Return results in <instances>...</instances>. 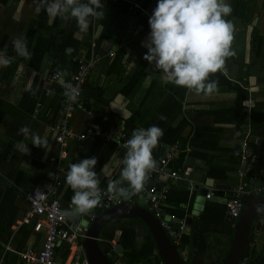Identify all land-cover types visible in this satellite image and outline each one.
Wrapping results in <instances>:
<instances>
[{
	"label": "crops",
	"instance_id": "crops-1",
	"mask_svg": "<svg viewBox=\"0 0 264 264\" xmlns=\"http://www.w3.org/2000/svg\"><path fill=\"white\" fill-rule=\"evenodd\" d=\"M38 3L0 0V52L13 61L8 67H0L1 264H25L15 251L41 246L43 232L33 229L35 217H25L29 191L50 184L54 193L49 197L59 200L66 215L77 214L78 222H89L90 228L94 220H89V215L103 211L94 207L82 214L73 211L74 205L68 207L74 195L66 183L69 165L95 157L93 170L100 190L110 191V183L120 179L124 149L98 136L68 139L66 156L59 157L61 146L52 130L63 113L64 88L60 85L45 95L42 75L66 71L68 74L62 77L65 83L77 69L75 58L88 59L91 55L99 59L89 71L81 91V106L72 110L68 126L76 133L91 124L104 130L123 129L129 138L136 128H161L163 135L152 150L153 158L162 153V145L177 144L173 167L181 171L190 166L192 180L188 185L183 180L166 179L161 183L146 179L148 186L167 185L161 210L186 223L175 244L164 232L185 264H222L238 222V218L230 222L224 199L235 195L240 181L254 192L243 196L244 205L249 199L264 197L257 191L264 182V0H227L232 12L224 18L234 25L230 46L233 55L225 58L223 71L209 74L205 83L217 82L211 94L165 82L154 63L143 58L147 52L143 44L150 33L148 19L157 0H101L104 15L99 19L89 17L86 32L79 30L71 16L52 18L43 9L37 13ZM16 37L26 40L28 58L15 52L12 41ZM69 47L74 49L70 55L65 52ZM247 98L249 102L245 103ZM246 110L248 118L244 116ZM245 123L250 130L248 148L253 162L245 178H240V127L245 131ZM22 126L46 138L47 148L36 147L30 137L18 134ZM24 145L29 150L26 154ZM121 187H127V182ZM207 192L212 193L208 199ZM122 199L123 206L114 211L116 217L99 229L100 250L113 264H165L149 225L157 231L156 223L146 214H152L147 196L139 192ZM201 213L205 217L200 221ZM256 221H260L257 227ZM86 239L80 241L87 254ZM117 244L123 249L120 253L114 250ZM6 245L13 250L5 251ZM133 248L134 259L129 256ZM67 254L64 246H59L57 264H69ZM241 261L264 264L263 208L250 226L248 242L236 264Z\"/></svg>",
	"mask_w": 264,
	"mask_h": 264
},
{
	"label": "clouds",
	"instance_id": "clouds-1",
	"mask_svg": "<svg viewBox=\"0 0 264 264\" xmlns=\"http://www.w3.org/2000/svg\"><path fill=\"white\" fill-rule=\"evenodd\" d=\"M103 8L101 0H87L86 3L81 0H39L35 11L39 13L43 9L52 18L71 16L79 30L86 32L89 17L102 18ZM231 12L227 0H157L148 19L150 33L143 44L147 48L143 58L150 64L154 63L165 82L197 92L213 93L217 82L205 83L209 74L221 69L225 58L233 55L230 46L234 25L224 18ZM12 44L17 55L30 56L25 39L16 37ZM73 51L71 47L65 49L68 55ZM12 62V58L0 52V67H8ZM67 74L64 71L57 75L63 77ZM63 87L67 99L75 102L78 91L71 83H63ZM18 134L30 137L36 147L48 146L46 138L27 126L20 127ZM162 135L163 130L155 125L132 131L131 138L127 140V151L120 162L123 165L120 179L109 185L116 198L130 199L143 190L148 174L156 168L152 150ZM23 150L25 154L29 151L26 145ZM96 163V158L92 157L69 165L66 183L74 191L71 204L77 213L87 214L100 203L99 179L93 170ZM124 182H127V187H121Z\"/></svg>",
	"mask_w": 264,
	"mask_h": 264
},
{
	"label": "built area",
	"instance_id": "built-area-1",
	"mask_svg": "<svg viewBox=\"0 0 264 264\" xmlns=\"http://www.w3.org/2000/svg\"><path fill=\"white\" fill-rule=\"evenodd\" d=\"M115 1V0H112ZM136 8H140L138 3L133 4ZM150 28V27H149ZM98 57L91 55L88 59L83 57H76L77 69L72 74L68 83H71L73 87L78 91V97L75 102H71L64 95V106L62 116L59 118L57 123L52 126L54 131L55 140L60 144L61 149L59 157L66 156L65 144L68 139L85 140L88 138L102 137L108 142H113L118 148H122L127 151V140L129 133L123 129L118 130H104L96 125H89L83 132L76 133L68 126V118L71 115L72 110L81 106V91L84 82L89 74V71L93 65L98 61ZM60 73L57 70L52 72H45L42 75L44 82V94L49 95L53 93L56 88L63 85L64 81ZM65 92V89H64ZM245 103L249 102V99L244 100ZM248 118V110L245 115ZM245 131H243L240 164L237 168V174L240 178H245L247 173L252 167L253 157L252 153L248 148V140L250 136V130L245 123ZM177 144H171L168 146L162 145V153L158 154L155 158L156 168L148 174L149 180L154 181H165L169 179L173 182L185 181L186 184L190 185L192 180L190 178L191 167L185 166L181 171H178L173 167L172 161L177 155L178 151ZM54 186L57 184L55 180L52 183ZM168 188L167 185L163 184L157 186L155 184L148 186L145 184L141 193L147 196L148 204L153 216L158 220L160 226L168 234L169 238L175 244L181 236L182 232L186 228L184 219H177L174 214L165 215L161 206L166 197ZM258 192L264 193V182L258 187ZM235 195L226 199L224 205L226 213L230 219L234 220L238 218L243 207L244 201L243 196L254 193L252 190H248L245 187V183L240 181L235 189ZM49 193H54L50 184H44L37 186L32 191L27 193V200L29 208L26 211V219L35 217L33 221V229L35 231L43 232V240L39 249L34 250L28 248L23 251H15L19 259L25 264H57L56 250L59 246L63 245L64 249L67 250V256L70 255L69 264H90L85 248L81 239L88 237L89 222L75 221L67 218L66 210L63 209L58 199L49 197ZM211 192L205 194V198H210ZM122 197L116 198L114 194L107 189L101 190V200L96 206L97 210L104 211L111 208L114 205L122 203ZM68 207L71 208L72 204L69 203ZM96 217L95 213L89 215V220H94ZM235 223H232L234 226ZM13 250L10 245H6L5 251ZM3 260V256H0V264ZM238 264H244L239 262Z\"/></svg>",
	"mask_w": 264,
	"mask_h": 264
},
{
	"label": "water",
	"instance_id": "water-1",
	"mask_svg": "<svg viewBox=\"0 0 264 264\" xmlns=\"http://www.w3.org/2000/svg\"><path fill=\"white\" fill-rule=\"evenodd\" d=\"M226 199H224V202ZM123 203L114 206L113 208H109L108 210L103 211L99 215H97L92 222L89 231L88 238L85 240V245L87 249V256L90 264H113L109 261L105 255L102 253L98 246L97 235L101 226L109 221L112 217H116L114 211L119 207H122ZM264 209V197H256L249 199L245 202V205L238 217V222L235 225L234 237L231 241V248L223 260L222 264H236L238 259L242 256L244 247L248 242V235L250 232V226L254 221V218L259 213V209ZM148 216L152 217L156 223L157 231L155 226L152 227L153 235L156 237V243L159 248V253L162 256V259L165 264H185L179 257L177 250L173 244L170 243L168 237L166 236L163 228L160 226L158 220L149 213H146ZM129 215V214H126ZM68 220L74 219L77 221L79 216L77 214L69 213L67 215ZM227 217H229L227 215ZM230 219V218H229ZM229 219H227L229 221ZM232 219H230V222ZM260 224V221H256L255 227ZM156 234L158 236H156ZM114 250L118 253L122 252L123 249L120 244H117L114 247Z\"/></svg>",
	"mask_w": 264,
	"mask_h": 264
},
{
	"label": "trees",
	"instance_id": "trees-1",
	"mask_svg": "<svg viewBox=\"0 0 264 264\" xmlns=\"http://www.w3.org/2000/svg\"><path fill=\"white\" fill-rule=\"evenodd\" d=\"M220 71H223V68H221V69H219ZM75 72V71H74ZM65 83H68V81L66 82L65 81ZM62 88H64L63 87V85H62ZM129 120V119H128ZM126 126H129V121H126ZM240 130H241V133H243V131H242V129H241V127H240ZM263 215V214H262ZM204 217H205V215L204 214H199V219H200V221L201 220H203L204 219ZM258 218H260L261 219V217L260 216H258ZM4 255H5V253H4ZM134 255H135V250H134V248L131 250V252H130V254H129V256L132 258L133 257V259H134ZM0 256H3V254H1L0 253ZM247 258V257H246ZM251 262V261H250ZM252 263V262H251Z\"/></svg>",
	"mask_w": 264,
	"mask_h": 264
},
{
	"label": "rangeland",
	"instance_id": "rangeland-1",
	"mask_svg": "<svg viewBox=\"0 0 264 264\" xmlns=\"http://www.w3.org/2000/svg\"><path fill=\"white\" fill-rule=\"evenodd\" d=\"M106 227L108 228V226H105L104 229H106ZM104 229H103V230H104ZM100 235H101V233H100Z\"/></svg>",
	"mask_w": 264,
	"mask_h": 264
}]
</instances>
